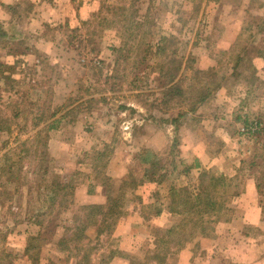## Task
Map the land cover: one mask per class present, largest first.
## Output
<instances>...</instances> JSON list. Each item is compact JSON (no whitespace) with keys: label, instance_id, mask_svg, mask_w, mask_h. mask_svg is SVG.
Masks as SVG:
<instances>
[{"label":"rangeland","instance_id":"rangeland-1","mask_svg":"<svg viewBox=\"0 0 264 264\" xmlns=\"http://www.w3.org/2000/svg\"><path fill=\"white\" fill-rule=\"evenodd\" d=\"M68 1L71 22L60 26L29 25L28 0L7 9L20 18L10 29L20 41L0 44V115L11 122L0 136L11 149L0 154V264H78L72 228L93 235L72 217L84 215L86 195L98 188L118 200L112 237L120 253L109 264H264L261 215L253 225L258 196L245 193L264 131H242L247 115L264 128V67L253 63L264 58V0ZM169 59L179 61L176 78L184 67L188 92L207 77L190 76L195 70L212 73L219 88L196 107L190 97L159 106ZM199 141L207 170L230 178L235 194L201 227L166 213L169 186L195 185L200 172H172V161H197L186 148ZM146 146L163 164L161 182L125 188L122 180L141 174L135 155ZM213 153L220 158L211 162ZM90 246L94 256L107 245Z\"/></svg>","mask_w":264,"mask_h":264},{"label":"trees","instance_id":"trees-1","mask_svg":"<svg viewBox=\"0 0 264 264\" xmlns=\"http://www.w3.org/2000/svg\"><path fill=\"white\" fill-rule=\"evenodd\" d=\"M10 7L15 6H6V9H10ZM0 36H3L0 32ZM166 40L162 38L160 40V46L165 45ZM157 45V44H156ZM179 61L176 59H169V65L164 67L163 77L165 78L162 83L163 90L162 93V102H159V106L169 105L174 101V99H191L193 105L199 106L205 100H207L212 93L219 88V85L216 84L212 87V84L215 83L214 76L212 73H203L201 71L195 70L190 72V76H207L206 80H204V84H202L199 88H195L196 85L189 87V92L181 86L183 81H187V77L184 75L185 69H181L179 73L180 67L178 66ZM0 66H4V64L0 63ZM6 67V66H4ZM161 67L160 69H162ZM160 71V70H159ZM159 73V72H158ZM161 73V72H160ZM161 75V74H160ZM176 79V80H175ZM188 95L186 96L185 94ZM182 103V102H181ZM170 106V105H169ZM119 109H125L123 106H119ZM56 112L51 114L48 119H51ZM18 114L15 113L14 118H17ZM238 119V118H236ZM7 120H2L0 115V136L2 134H7L10 131L11 122ZM57 120L52 119L49 123H47L44 128L46 130L52 129L53 124ZM243 129L246 134H257L264 131L263 126L261 127L260 121H249L248 119H242ZM258 128L251 132V128ZM259 125L261 128H259ZM37 133V132H36ZM36 137V135H34ZM7 142H0V154L1 157L5 156L8 151L11 149H7ZM8 150V151H7ZM135 159L140 166L141 174H138L137 177L130 176L128 182L122 180V184H125V188H129L131 190L136 189L137 187L149 183L154 182L159 185L161 182L162 174L157 175L159 172L164 171L163 164H161L160 157L157 156L152 149L143 148L138 151L135 155ZM174 161V160H173ZM172 161V172L177 170L178 166L182 167L180 171L181 175H187L192 169L200 168L198 161H194L192 164H186L179 161L176 158L175 163ZM239 165H244L245 162H238ZM248 167L254 169V187L256 191V195L258 196V209L260 210V215L262 216V220L264 221V155H260L258 157H253L248 161ZM229 168V167H228ZM242 169V167H240ZM231 172V169H230ZM229 174V171L226 175ZM157 177V178H156ZM195 185H171L168 188L167 192V202L166 209L170 214L177 215L180 218V222H189L191 226H202L204 223H209L214 221V217L225 209L227 203L230 198L235 197V194L229 193L228 190L231 185V179L225 175L215 176L210 173L209 170L204 168L200 169L198 177L196 179ZM117 202L114 197L107 195L106 201L103 204L98 205H84L81 206L80 209L84 211V215L81 217L73 216V225L75 223H80L79 226L81 229L85 227L87 229H92L93 237L81 233V230L77 227L72 228L71 237L73 242L81 243L83 254L78 257V264L85 260L84 264H109L110 261L119 255L120 251L118 248V239L112 237V233L118 218L117 212ZM70 229V228H69ZM66 229V230H69ZM93 240V241H92ZM98 243H106V249L100 252L99 255L94 254L91 255L92 247L90 246L93 242ZM102 247V244H101ZM27 249V248H26ZM108 253V254H106Z\"/></svg>","mask_w":264,"mask_h":264},{"label":"crops","instance_id":"crops-1","mask_svg":"<svg viewBox=\"0 0 264 264\" xmlns=\"http://www.w3.org/2000/svg\"><path fill=\"white\" fill-rule=\"evenodd\" d=\"M28 1L30 2L31 6H32V12L35 13V14L32 13L33 14L32 18H30V20H29V25H31L34 28L35 27L38 28V26H41V25H54V26L65 25V23L67 21L66 16L69 17L70 22H71V17H72L71 16V10H70L71 6L67 3V2H69L68 0H28ZM17 2H18V0H0V32L3 35V36H0V44L2 43L3 39H5V40L8 39L10 41H16V42L20 41L19 35L15 34L12 36L13 33H10V29L13 28L14 26H17L18 28H20V18H18V19L16 18L13 20L11 18V16L9 15L7 9H6V6L16 5ZM18 34H19V32H18ZM37 37L38 38H36V40H38L41 43L46 41V40L42 39L41 35H38ZM33 42H34V40H32L31 43H33ZM46 42H48V41H46ZM25 45H27V44H25ZM1 56L2 55H0V61L3 59V57H1ZM18 57L23 58L24 55H20V54L14 55V56L10 55V59H13V58L17 59ZM253 63L255 64V68L257 70H259V71L263 70L264 58L262 55H260V54L256 55L253 59ZM258 109H259V112H257V116L258 115L261 116L262 111L260 108H258ZM247 117H250V116L247 115V116H244L242 118L247 119ZM251 117H253V116H251ZM3 120H5L4 116H3ZM145 148L151 149L148 146H146ZM207 148L208 147L206 146V144H204L201 141L197 142L194 145H190L188 148H186V149L191 150V152L193 153V155H195L194 157L196 158V160L198 161V163L200 165V168L192 169V170H194V172L196 174H198V171H200L201 168H205L207 170V169H211V167H212V166H208V165L206 166L205 162L202 160V158H200V156H202V154H206L205 150ZM212 155L214 156L212 158H214L215 160H212V158L209 159V160H211V162L217 161L220 158V156H219L220 154H214L213 153ZM146 184H150V183H145L143 185H146ZM143 185H141V186L144 187ZM141 186H139V187H141ZM246 188H247V190L245 193L248 194V196L253 195V197H254V194L256 193V191H255V187H254V182L252 180H250V182H248ZM245 193H242L240 195V197H244ZM91 194L95 196V201L93 200V197ZM236 199H238V197H236ZM86 200L88 201V202H86V204H90V205H98L99 204L100 205V204L105 203L106 197H105L104 193L101 191V188H98L94 192H91L89 195H86ZM252 202H253V200H252ZM249 206L253 207V206H255V203L252 205H249ZM253 210L256 213V222H254L253 225H257L261 221L260 211L257 210V208L255 209V207ZM246 211L247 210L245 209V212L243 214L244 220L246 219V216H247ZM165 212L160 213L159 216L162 217L163 215H166V213H169V212H166V213Z\"/></svg>","mask_w":264,"mask_h":264},{"label":"built area","instance_id":"built-area-1","mask_svg":"<svg viewBox=\"0 0 264 264\" xmlns=\"http://www.w3.org/2000/svg\"><path fill=\"white\" fill-rule=\"evenodd\" d=\"M255 126H256V125H254V127H252V128L250 129L251 132H253V131H255V130H258V128H256L257 126H256V127H255ZM242 131H244V130H242Z\"/></svg>","mask_w":264,"mask_h":264}]
</instances>
